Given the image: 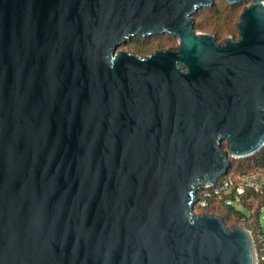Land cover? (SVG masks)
<instances>
[{
	"label": "water",
	"instance_id": "95a60500",
	"mask_svg": "<svg viewBox=\"0 0 264 264\" xmlns=\"http://www.w3.org/2000/svg\"><path fill=\"white\" fill-rule=\"evenodd\" d=\"M224 1L249 3L218 42L213 0H0V264H257L194 209L264 147V0Z\"/></svg>",
	"mask_w": 264,
	"mask_h": 264
},
{
	"label": "trees",
	"instance_id": "16d2710c",
	"mask_svg": "<svg viewBox=\"0 0 264 264\" xmlns=\"http://www.w3.org/2000/svg\"><path fill=\"white\" fill-rule=\"evenodd\" d=\"M240 5L241 4L230 5L224 0H214L211 7H203L193 15L194 29L213 32L218 42L229 35L237 37L235 22L241 12ZM174 41V37L170 34L164 36L162 34L156 35L154 39L136 36L128 41V46L136 53L146 55L153 49L165 47ZM222 147L226 148L225 142H223ZM233 171L243 176H248L257 172L264 173V147L251 157L231 159V166L227 175H235ZM200 196L201 191L198 192V198H200ZM238 204L243 209L250 211L251 218L258 221L262 215V210H264V195H258L253 190H247ZM194 209L200 213L208 212L221 215L227 226L239 224L241 222L240 218L244 215V213L238 211L233 204L226 205L225 201L219 202L215 198H210L206 207H202L199 203H196ZM260 231L264 235V231L258 227L257 230L254 231L255 239H257Z\"/></svg>",
	"mask_w": 264,
	"mask_h": 264
},
{
	"label": "built area",
	"instance_id": "2783aa9c",
	"mask_svg": "<svg viewBox=\"0 0 264 264\" xmlns=\"http://www.w3.org/2000/svg\"><path fill=\"white\" fill-rule=\"evenodd\" d=\"M247 190H253L258 195H264V174L225 175L219 178L214 186L200 189L201 196L198 198L197 195V203L202 207H206L208 200L215 198L219 202L225 201L226 205L238 204ZM245 210L247 214L240 218L241 222L239 224L244 225L252 232L256 246L257 264H264V235L260 231L257 239H255L254 231L259 227V222L251 218L250 211ZM262 214H264V210H262Z\"/></svg>",
	"mask_w": 264,
	"mask_h": 264
},
{
	"label": "rangeland",
	"instance_id": "374dc122",
	"mask_svg": "<svg viewBox=\"0 0 264 264\" xmlns=\"http://www.w3.org/2000/svg\"><path fill=\"white\" fill-rule=\"evenodd\" d=\"M213 1H214V0H213ZM248 3H249L248 1L241 3V5H240V7H241V11L243 10L244 6L247 5ZM240 13H241V12H240ZM196 31H202V30H196ZM207 32H211V31H207ZM212 33H213V32H212ZM162 35L164 36V35H166V34H162ZM215 36H216V35H215ZM231 36H232V35H231ZM173 37H174V36H173ZM233 37H234V36H233ZM144 38H145V37H144ZM154 38H156V35H155V36L146 37V39H154ZM224 38H225V37H224ZM234 38H237V37H234ZM174 39H175V41H174L173 43H170L169 45H167V46H165V47L155 48V49H153L151 52H153L154 50H158V49H166V48H169V47H176V46H177V39H176V37H174ZM219 42H221V41H219ZM121 48L136 53V52H135L130 46H128V42H127L125 45H122ZM151 52H150V53H151ZM150 53H148V54H150ZM137 54H138V53H137ZM140 55H142V54H140ZM146 55H147V54H146ZM233 172H234V171H233ZM257 173L264 174V173H262V172H257ZM257 173H255V174H257ZM234 174H235V175H238L239 173H235V172H234ZM222 177H223V176H222ZM233 205H234V207H235L238 211H240V212H242V213H244V214H247V211H246L245 209H243L239 204L234 203ZM195 212H196L197 214L200 213V212L197 211L196 209H195ZM258 221H259V223H258L259 228H261V229L264 231V214H262V215L260 216V218H259Z\"/></svg>",
	"mask_w": 264,
	"mask_h": 264
}]
</instances>
